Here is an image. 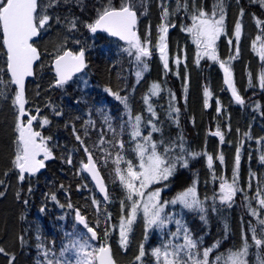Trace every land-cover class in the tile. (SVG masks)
<instances>
[{
  "label": "trees",
  "instance_id": "obj_1",
  "mask_svg": "<svg viewBox=\"0 0 264 264\" xmlns=\"http://www.w3.org/2000/svg\"><path fill=\"white\" fill-rule=\"evenodd\" d=\"M114 2L117 7L121 4V0H114ZM95 8L94 3L89 2L81 9L76 1L72 4L61 3L58 8L55 6L50 8L56 14L50 15L52 19L48 28L41 30L39 38L35 41L40 49L41 58L35 66L33 77L28 79L25 86L27 100L25 108L30 115H38V118H47L50 121L48 125L40 126V130L51 137L49 143L53 158L48 160L45 166L34 175H25L24 181L19 180V171L12 163L17 150V132L15 131L17 109L12 103L15 85H0V181L3 182L0 183V192L3 193L0 196V220L11 228L8 232L5 226H1L3 230H0V240L6 241L11 248L8 252V259L0 253L1 259L4 260L0 264H9L12 257H15L12 264H37V261L44 264L42 249L38 248V245L49 249L54 260L61 259L60 251L75 240L87 238L89 243L94 244L91 250L106 240L105 232L108 230L110 231L108 241L111 243L115 259L120 264H154L156 259L152 255L153 249L161 247L166 241L165 236L157 227L149 228L147 234L140 235L137 232L140 228L138 227L139 222L135 221L126 247V256L119 251L120 236L116 230L119 218L117 217L121 209L126 211L130 201H127L126 190L115 175L113 160L117 151H122L125 159L132 160L134 164H137L139 160L133 151L135 142L130 137L131 129L126 126L125 131L114 138V134L103 122L98 110H103L104 114L112 118L113 127L118 133L121 123L128 120L124 105L107 93L105 88H110L121 96L128 95L134 90L132 114L142 116V134L147 135L151 130L147 121L152 119L153 123L161 129L160 132L152 134L153 139L157 142L164 140L166 144L174 142L176 145L173 150L174 154H183L188 160L187 167L177 164L173 176L167 181L157 183L156 187L162 189L163 201L174 199L189 187L195 186L198 189V198L203 202L205 209L203 213L198 210L185 209L179 203L174 206L176 208L179 206L182 225L189 229L193 239L199 241V251L212 247L219 241V247L214 248L210 253V264L218 255L226 259L229 250L240 247L243 243L241 242L243 238L239 235L241 223L243 237L245 232V236L250 238V233L248 226H243V219L246 215L243 218L238 217L239 224H235V228L230 225L218 197L221 179L217 175L220 174L221 163L217 156L223 155L224 159L227 157L226 148L230 146L229 141L225 138L226 147L219 151L216 148L210 149L211 146L207 139L214 136L213 132L216 129L214 125L217 124H222L220 131L223 135L230 131L236 132L237 125L243 126L240 130L249 129V126L254 128L253 139L256 140V147H252V150L248 145L250 136H239L235 142V146L241 148V179L243 177V186L248 189L247 202L253 203L255 174L257 179L264 181V161L260 159L264 156V128L255 123L254 117L257 114L253 111L249 112L251 110L247 109L248 105L241 107L236 104L227 90L222 88L226 94L224 100L233 118L230 120L223 117L219 122V116L224 115L215 111L213 103H207L205 110L201 107L200 99L199 102L191 103L189 106L188 99L182 93L180 81L171 72L172 76L168 83L175 99L164 90H161L157 96H151L150 89L155 79L152 65L156 60V52L153 51L155 59L150 58V69L144 71L141 80L138 81L135 75L137 66L134 52L132 56H129L124 51L128 45L104 32L92 33L85 26L86 23H91L96 18ZM65 10L69 12V15H65ZM253 10L259 16H264V11L260 7L255 6ZM71 14L72 17L80 16L81 21L76 23L77 27L70 31L69 23L65 20L69 19ZM140 14V26L142 27ZM57 17H59V22H57ZM140 31H143V27ZM151 32L154 33L155 29ZM185 33L176 36L169 35L170 44L178 43L177 47L180 50V45L184 41L182 35ZM60 36L70 37L66 46L72 50H85L87 64L84 72L68 81L63 87L55 86L56 75L52 67V61L58 55L55 53L57 48L55 44ZM73 42L75 43L72 44ZM172 48L175 47L172 46ZM4 51L0 45V69H3L0 71V78L8 81L10 77L6 72ZM199 73L202 74V81L206 83L207 74L203 71V63ZM159 75L160 73L156 74V76ZM245 94L244 99L247 101L249 99ZM145 96H149V103L157 113L158 119L152 118L147 111L148 106L144 103ZM257 100H260L259 97ZM170 106L179 109L178 113H171V118L169 116ZM193 107L195 110L191 114ZM256 108L264 112V103H260ZM37 109L40 110L39 113ZM56 112H60L61 115H56ZM90 120L95 122V126L87 123ZM260 120L264 125V114ZM76 135L81 137L83 144L76 139ZM101 135L106 141L103 145L99 143ZM243 139L245 140L241 142ZM116 140H123V150L116 145ZM181 143L183 152L179 147ZM85 147L91 152L104 177L108 192L107 200L100 196L89 175L83 170L82 165L86 161ZM209 149L213 150L210 153L218 162L216 168H210L205 160L204 154L206 151L209 152ZM109 152L110 156L107 155ZM190 153H199V155L193 157ZM69 158H71V164L67 162ZM120 167L126 168V164L122 162ZM17 193H19V198H17ZM53 195L56 196V200L51 198ZM240 198H243L244 203L238 200L239 208L241 210L243 207V213H246L247 210L244 209L246 200L242 193H240ZM94 199L98 202L97 204L93 203ZM69 204L72 207H68ZM76 209L97 231V240H92L88 231L77 222ZM201 215L205 217V220H201ZM141 244L144 245L146 254L140 261H137L136 256L139 254ZM252 250L253 247L251 252ZM249 258L252 264V255ZM220 264H223V260Z\"/></svg>",
  "mask_w": 264,
  "mask_h": 264
},
{
  "label": "snow or ice",
  "instance_id": "obj_2",
  "mask_svg": "<svg viewBox=\"0 0 264 264\" xmlns=\"http://www.w3.org/2000/svg\"><path fill=\"white\" fill-rule=\"evenodd\" d=\"M255 3L264 8V0H253ZM59 0H48L47 3H42V0H0V45H2L4 55L6 56V72L10 79L4 81L0 78V85H15V92L12 99L13 106L17 109L15 131L17 132L16 145L17 150L15 159L12 161L13 166L19 171V180H25V174L34 175L41 168L45 166V160L53 158L52 151L48 147L47 140L51 137L42 136L40 131H36L33 128V122L38 119V115H30L25 108L27 103L25 96V81L26 78L34 75L33 65L40 59V52L37 47L34 46V38L41 34V30L49 26V22L52 17L48 14V9L53 8ZM179 0L177 2V11L180 9ZM185 11L188 9L187 3L183 5ZM136 5L131 0H123L119 7L113 6L111 0H107L106 4L98 9L97 18L91 22L86 23V27L92 33H96L97 30H103L109 35L118 37L120 40L125 41L128 44V48L124 51L129 56L133 55L135 61L143 65V70L148 69L147 63H144V58L151 56V50L149 48L150 41L145 39L143 42L140 36L137 34V11L135 10ZM217 12L219 15L217 16ZM174 14V13H171ZM170 12L167 6H162L161 19L165 21L159 26V36L156 48L160 53V59L163 62L164 68L167 70L169 67L168 61V45L166 43L167 33L169 27L175 25H169L167 23ZM243 15V9H241V16ZM192 25L187 27L185 30L192 34L193 43L196 44L199 51L197 52V63L199 58L207 56L213 61L218 60L216 55V41L222 34H225V14L222 3L217 4L211 14L206 12L203 8H195L191 15ZM59 22V17H57ZM257 25H264V22L257 20ZM77 27L76 19L69 21V30H73ZM241 23L239 21L235 24L234 35L238 42L241 36ZM260 37H257L259 40ZM229 44L232 40L228 41ZM79 43V41H77ZM256 47L253 42V48ZM259 55L261 60H264V46H261ZM237 55L239 49H236ZM235 57H229L234 59ZM180 63L179 59L176 61ZM87 67L85 61V50L81 49L78 53L72 51H64L62 54L57 55L55 58V72L57 79L55 86L63 87L72 79L76 73L82 72ZM220 67L224 72V83L231 90L232 96L238 104H243L244 100L238 94L237 89L233 81V73L231 68L228 66L226 61H220ZM3 71V69H0ZM137 78L142 76L141 71L135 73ZM260 86L264 88V73H261ZM87 84V81H84ZM105 91L110 95L114 96L116 100L120 101L125 109L127 110L128 120L121 123L120 132L116 131L113 127L112 118L104 114L103 110H98L101 113L103 122L107 125L109 131L114 134V138L123 133L126 126L131 129L130 137L135 142L133 151L135 152L139 163L134 164L132 160H126L122 151H117L113 163L115 165V175L119 179V182L126 190V199L131 201L130 210L127 216H122L119 224V235L120 245L123 248L127 247L129 234L132 232V226L137 219V213L142 209L143 217L145 221V227L151 228L155 226L160 229H164L168 223L173 222V216L165 213V207L167 204L176 205L179 203L183 208L188 210H198L203 213L205 211L203 202L197 197L195 186L187 188L185 191L179 193L171 201H161V189H156L146 193L151 185L162 183L169 180L176 171L177 164H181L183 167L188 166V160L183 154L175 155L173 150L176 146L174 142L166 144L164 140L159 142L153 139V133L160 132L161 129L153 123L152 119L147 121L150 126V131L147 135L142 134V116H133L131 109L128 105V97H122L118 92H113L110 88H105ZM161 92V86L159 83H153L151 85L150 94L151 96H157ZM211 93L205 89L204 96L207 98ZM173 99L175 96L173 94ZM144 103L148 106L147 111L151 117L158 119L157 113L154 111L152 105L149 103V96L144 97ZM205 106L207 107V99H205ZM39 113V109L36 110ZM219 111V109H218ZM172 112H179L178 108L170 106L169 116L171 118ZM56 115H61L60 112H56ZM25 117L27 120L25 121ZM178 120V117H177ZM50 121L47 118H43L41 126L48 125ZM87 123L95 126L94 121H88ZM75 131V129H74ZM87 134V133H85ZM213 135L218 136L223 142L224 136L221 131L217 130ZM76 139L83 144V140L79 135H76ZM182 140V137H181ZM101 145L106 143L101 135L99 141ZM111 143V142H109ZM120 150L124 149L123 140H116ZM183 152V144L179 145ZM163 149L162 151L160 149ZM103 150V149H102ZM84 151L88 153L87 162L83 163V170L88 172L92 179L96 182V186L101 193L104 194V199H108V192L104 183L103 178L97 167L96 161L93 159L91 152L85 147ZM43 156V159L38 157ZM108 156L111 155L109 152ZM191 156L195 157L199 153H190ZM207 155V153H205ZM221 163H223V155L218 157ZM261 161H264V156L260 157ZM71 164V158L67 161ZM126 164V168H121V163ZM207 163L211 168L213 163V157L207 155ZM240 163V150L237 149L235 157V169L233 173L232 182L222 181L220 184L219 199L222 203H227L231 206V202L238 191L242 189L238 188V169ZM0 183H3L0 181ZM31 191V189H29ZM260 191H257V196H260ZM3 193L0 192V196ZM134 197L136 199H134ZM146 197V199H145ZM19 198V193H17ZM56 200V196L51 197ZM247 198V197H246ZM27 203V201H25ZM94 204L98 202L94 199ZM122 206L124 202H121ZM261 207H264V198L259 200ZM68 207H72L71 204ZM43 212L44 209L42 208ZM251 215L258 216L259 213L256 209H250ZM201 220H205V217L201 215ZM76 220L83 224L87 229L88 233L91 234V239H97V232L89 227L85 222V218L76 212ZM175 224L177 230L171 235L175 238H179L181 232H183L182 244H173L171 240L164 243L161 247H156L152 251V255L156 258L157 264H210L209 256L213 252L214 248L219 247V241L216 242L212 247L204 248L202 252L199 251V241L193 239L189 229L181 224V221L176 219ZM258 223L262 226L261 234L264 236V219H259ZM227 230V225L225 226ZM252 241L254 245L259 249L264 247V238H258L256 235V228L253 227ZM107 236L108 233L105 232ZM23 239V238H21ZM38 248L42 249V255L44 257V264H115L111 256V249L107 245H101L99 248L90 249L88 239L76 240L69 246H64L60 251L59 256L64 258L66 253L74 252V262L71 258L65 259H53L50 254V250L43 248L42 245H38ZM251 245H249L247 238H244L242 247L239 250H229V254L226 259L218 255L215 261L211 264H220L223 260V264H248V252ZM0 253L7 255L5 249L0 247ZM144 245H140L139 254L136 256V260L140 261L145 256ZM15 257L9 261H12ZM259 264H264V258L258 257ZM37 264H41L37 261Z\"/></svg>",
  "mask_w": 264,
  "mask_h": 264
},
{
  "label": "rangeland",
  "instance_id": "obj_3",
  "mask_svg": "<svg viewBox=\"0 0 264 264\" xmlns=\"http://www.w3.org/2000/svg\"><path fill=\"white\" fill-rule=\"evenodd\" d=\"M75 1L77 2L78 6L81 7V9H83L89 2L94 3V5L96 7L95 8V12H96L95 17L96 18L98 15L97 10L101 9L107 2V0H59V3H57L55 5V7L58 8V6L61 3L72 4ZM47 2H48V0H42V3H47ZM122 2H123V0H121V3ZM131 2H133L136 5L135 9H137L138 12L141 13L140 15L142 16V24H143L142 25V27H143L142 42L145 39L150 41V44L148 46H149L152 54L149 58H144V63H147L148 69H150V67H151L150 58L155 59V56L153 55V51H155L157 54L156 60L153 62V65H152V69H153L152 72H154V77H155V79L153 80V83H159L161 86V90H164L165 92H167V94L170 97L173 96L172 95V89L168 83L170 81V78L172 76L171 73H172L180 81L182 93L185 96H188L189 105H191V103L194 104L195 102H199V99H200V101H202L201 107L203 110H205V107H206L205 106L206 97L204 96V91H205V89H207L211 93V95L207 98V101L213 100L212 103L214 104V108H216L215 111L224 115V116H219V122L221 121V118H223V117H227L228 119L232 120L233 115H232V113L229 112V107L224 100V97L226 96V94L224 92H222L223 91V89H222L223 80H222L221 73H220L221 70L218 66V60L213 61V60L209 59L207 56H202L199 58V63H197V52L199 51V49L197 48L196 44L193 43L192 34L188 33L185 29L187 27H191V25L193 23L191 20V15H192V12L194 10V7L195 8H203L206 12L211 14L212 11L215 9L216 5L222 3L223 8H224V14H225V34H222L219 37V39L216 41V45H215L216 55L222 61H226L228 63V66L231 68L232 73H233V81H234V85H235L237 91L239 93H241L242 95H244L246 93L245 95H247V97L249 99L247 101L245 100V102L242 105L241 104L240 105L242 107H244V105H248L247 109L251 110L249 112L253 111L255 114H257V116L254 117L255 123L264 128V125L261 123V120H260V117L263 116L264 112L262 111V109H261V111H262L261 112L259 108H256L260 105V103H264V100H263L264 99V88L259 87L260 86L259 71L261 69L262 73H264V60L262 61V63L259 62V52H258V48H259L261 41L263 42V46H264V25H260V26L257 25V20L264 22V16H259V14H257L256 11L254 12V10H253V7L258 6V7H260V9H262L264 11V8H262L259 5V3H255V2H253V0H179V4L181 7H180L179 11H177L176 9H177L178 0H131ZM111 3L113 6L117 7L114 0H111ZM185 3H187V5H188L187 11H185V9L183 7V5ZM162 6H167V8L170 12L167 23L169 25H175L174 27H171V26L169 27V31L167 33V38H169V35H171V36L175 35L176 36L177 34H182L183 32H186L185 34L182 35V38L184 41L180 45V47H181L180 50H178L179 47H177L178 43L171 45L168 42L169 40L167 41V38H166V43L168 45V61H169V67L167 70L164 68L163 62L160 59V53H159L158 49L156 48V45L158 43V36H159V26L162 23H165V21H163L161 19ZM241 9H243V15L242 16H241ZM60 12H61V10H60ZM52 13L56 14L55 11H51L50 9H48V14L52 15ZM64 13H65V15H67V14L69 15V12L66 10ZM171 13H174V14H171ZM179 13H181V15ZM61 15H62V12H61ZM218 15H219V13L217 12V16ZM74 18L76 19V23L81 21L80 16H77V17L73 16L72 17V14H71L69 16V19L65 20V22L69 23V21H71ZM61 21H63V18H61ZM237 21H239L241 23V26H242L241 36H240V39L238 42L236 41L235 35H234L235 24ZM142 27L139 26V29L141 30ZM46 28H48V26ZM152 29H155L154 33L151 32ZM257 37H260V39L257 40ZM69 39H70V37L60 36L59 40L55 44V47H57L55 49V53L59 54L60 52H62L66 48H69L68 46H66V42H68ZM229 40H232L231 44H229V42H228ZM253 42H255V44H256L255 48H253ZM74 43L75 42H73L72 44H74ZM126 45H128V44H126ZM220 45H223V47L220 48L219 47ZM172 46H174L175 48H172ZM237 47L239 49L238 55L236 52ZM133 52H134V50H133ZM229 57H235V58L230 60ZM134 59H135V56H134ZM177 59H179V61H180L179 64L176 63ZM202 63H203V71L205 72V74H207V79H206L207 82L206 83L202 81V79H203L202 74L199 73V69H200V66L202 65ZM136 66H137V71H141L142 74L145 73L144 72L145 70H143L142 64L136 62ZM157 73H160L161 76L160 75L156 76ZM165 75H166V78H165ZM139 80H141V77L138 78V81ZM220 86H221V89H220ZM218 89L220 92L218 91ZM193 91H194V94H193ZM133 94H134V90H132L130 94L125 95L126 97H128V105H129L132 113H133V108H134V100L132 99ZM122 97H124V96H122ZM258 97L260 100H257ZM261 100H263V102ZM218 109H219V111H218ZM190 110H192V109L190 108ZM194 110H195V107H193V110L190 113L192 114ZM240 111H241V109H240ZM24 119L26 121L27 117H25ZM42 120L43 119L38 118V120L36 122H33V124L35 123V126H33V127H35L34 130L40 131L42 136H44V137H50L49 134H43V132L40 130ZM216 122H217V120H216ZM236 125H237V123H236ZM214 126L216 127V129L214 130L213 133H215L217 130L220 131L222 124H220V125L217 124ZM237 126L238 127H236V130H237L236 132L233 133L230 131V132H227L225 135H223L224 136L223 142H221L220 138L218 136H215V135L213 137H211V139H207V140L209 141V145L211 146L210 149L216 148V150H219V151L221 149H224V147H226L225 146L226 144L224 143L225 138L227 141H229L230 146L226 148L228 155L223 160V163H221V161L219 160V158H218L219 155L217 156L218 160L221 163V166L219 167L220 174H218L217 176H219V178L221 179V182L222 181H227L229 183L232 182L234 169L236 167L235 166V157L237 154V149L239 148V150H240V163H239V169H238V184H237V186H238V188L242 189V191H244V192L238 191L236 193L235 197L233 198V201L231 202V206H229L227 203L221 202V204L223 205V207L225 209V213H226V216L228 217V221H229L230 225L233 226L234 228H235V224L236 225L239 224L238 217L243 218V216L246 215V217H244V219H243L244 220L243 226H245V225L248 226L250 238L248 236H245V232H244V237H243L242 223H241L239 235L241 238H243L241 242H244V238L246 237L249 245H251V247L249 248L248 257H247L248 264H250V258L249 257L251 255L253 257L252 264H259L258 257L264 258V247H261L258 249L254 245V242L252 241L251 229L253 227L256 228V235L258 238L264 237L261 234L262 226L258 223L259 219H264V207H261L259 204V200L261 198H264V181L257 179V176L255 174L254 180H253V182H254V187H253L254 198H253V200L254 201H253V203H248L247 202V200L249 199V197L247 196L248 195L247 194L248 189L246 187L244 188V186H243V180H244L243 177L241 179V175H242L241 148L239 146H235V142H236V140L239 139V136L240 137H245L246 135L250 136V138L248 139V145H249L250 149L252 150V147H256V140L253 139L254 128H252V126H249V129H245V130H243V129L240 130V128L243 127L242 125L241 126L237 125ZM190 133H192V131ZM50 140L51 139L47 140V144H48L49 148H50V143H49ZM244 140L245 139L241 140V142ZM210 149L208 150L209 152L206 151V153H207V155L212 156L211 153L213 150H210ZM50 150H51V148H50ZM210 151H211V153H210ZM207 155L204 154L206 162H207ZM212 157H213L212 167L216 168L218 162H216V160H214V156H212ZM42 159H43V157H42ZM50 159H48V160H50ZM48 160H45L44 163H47ZM138 163H139V161H138ZM138 163L136 165H138ZM156 189H160V188L156 187V184H153L148 189H146L145 191L147 193V192H150V191H153ZM258 190L261 193L260 196H257ZM218 191L220 192V186L218 188ZM196 192H197V197H198L199 192H198L197 188H196ZM240 193L243 194V197L246 200V205L244 204V209L247 210L246 213H243V210H242L243 207L241 208V210L239 208V201L238 200L243 202V198H240ZM220 195H221V193L219 194V196ZM162 198H163V191L161 189V201L163 202ZM134 199H136V198L134 197ZM145 199H146V197H145ZM168 201H171V200H168ZM130 205H131V201L127 204L126 211H123L121 209L119 216L117 217V218H119V220L116 223V230H117L118 234H119L120 219L122 216H125V217L127 216L128 212L130 210ZM250 209H256L258 211L259 215L258 216L251 215ZM165 213L173 216V222L168 223L164 229L159 228V230L162 232V234L166 238L165 243L167 241L171 240L173 242V244H182L184 242L183 232H181L179 238H175L171 235V233H175L177 230V225L175 224L174 221L176 219L180 220L179 206H177V208H176L174 205L169 203L165 207ZM235 219H237V220H235ZM136 221L139 222L138 227H140V228H138L137 232L140 233V235L147 234L149 228L145 227V221H144L142 209L140 211H138ZM5 224H3V221L0 220V230H3V229H1V226H3V227L5 226L6 230H8V232L11 231L10 226H8V224H6V225ZM181 224H182V222H181ZM152 227H155V226H152ZM132 228H133V226H132ZM107 233H108V235H107L105 242L108 241V236L110 234V231L108 230ZM130 234H129L128 241L131 237ZM7 237H8V234H7ZM119 244H120V241H119ZM242 244L240 247H237V248L233 249L232 251L239 250L242 247ZM89 245L91 248L94 244L92 245L91 243H89ZM99 246H100V244L96 245L97 248H99ZM0 247H3L5 249V252L7 253V255H5V254H3V255H4L5 259H8V252H9V249L11 248V246L6 244V241L0 240ZM252 247H253V250L251 252ZM119 251L121 253H123L124 256H126V252H127L126 248H123L120 245ZM202 251H200V252H202ZM1 258H2V256H0V262L2 263V262H4V260ZM65 258H71L74 262V259H75L74 252L66 253V256L64 258H61V259H65ZM154 264H157L156 260L154 261Z\"/></svg>",
  "mask_w": 264,
  "mask_h": 264
},
{
  "label": "water",
  "instance_id": "obj_4",
  "mask_svg": "<svg viewBox=\"0 0 264 264\" xmlns=\"http://www.w3.org/2000/svg\"><path fill=\"white\" fill-rule=\"evenodd\" d=\"M137 26H136V31H137V34L140 36V38H141V34H140V31H139V29H138V23H139V16H138V13H137ZM97 32H105V31H103V30H97ZM107 33V32H106ZM108 34V33H107ZM109 35V34H108ZM40 36V35H39ZM38 36V37H39ZM111 36V35H110ZM38 37H35L34 38V46L35 47H37V49H38V51L40 52V50H39V48H38V46L35 44V40H37V38ZM112 37H114V36H112ZM116 38H118V37H116ZM119 39V38H118ZM120 40V39H119ZM122 41V40H121ZM122 42H124V43H126L125 41H122ZM64 51H72L71 49H69V48H66L65 50H63L60 54H62ZM73 52V51H72ZM79 52V51H78ZM77 52V53H78ZM59 54V55H60ZM259 57H260V55H259ZM40 58H41V53H40ZM56 58V57H55ZM55 58L53 59V61H52V67H53V70H54V72H55ZM40 60V59H39ZM38 60V61H39ZM260 60H261V58H260ZM38 61H36L35 63H34V65H33V71L35 70V66H36V64H37V62ZM85 61H86V57H85ZM85 70V69H84ZM83 70V71H84ZM82 71V72H83ZM222 72H223V69H222ZM81 73V72H80ZM55 74H56V72H55ZM77 74H79V73H76L75 75H77ZM74 75V76H75ZM261 75V74H260ZM73 76V77H74ZM31 77H33V76H31ZM31 77H28V78H26V81H25V86H26V83H27V81H28V79L29 78H31ZM57 77V76H56ZM72 77V78H73ZM223 81H224V72H223ZM226 85V84H225ZM226 87H227V85H226ZM228 88V87H227ZM228 90L230 91V93H231V95H232V92H231V90L228 88ZM239 94V93H238ZM240 95V94H239ZM241 96V95H240ZM233 97V96H232ZM242 97V96H241ZM234 99V98H233ZM243 99V98H242ZM235 100V99H234ZM88 155V153L86 154V156ZM98 167V166H97ZM98 170H99V172H100V169H99V167H98ZM87 174L90 176V178H91V180H92V182L94 183V185H95V187H96V189H97V191L100 193V195H102L103 196V198H104V194L103 193H101L100 191H99V189L97 188V186H96V182L92 179V177H91V175L87 172ZM100 175H101V177L103 178V175H102V173L100 172ZM103 180H104V178H103ZM104 183H105V181H104ZM106 186V185H105ZM77 211H79V210H76V212ZM83 216V215H82ZM84 217V216H83ZM85 218V217H84ZM85 222L87 223V221H86V218H85ZM79 223V222H78ZM80 224V223H79ZM83 227H84V225L83 224H81ZM94 229V228H93ZM97 237H98V234H97ZM102 245H107V246H109L110 247V249H111V256H112V258H113V260L115 261V264H119L117 261H116V259L114 258V256H113V252H112V248H111V246H110V244L109 243H106V244H102Z\"/></svg>",
  "mask_w": 264,
  "mask_h": 264
},
{
  "label": "flooded vegetation",
  "instance_id": "obj_5",
  "mask_svg": "<svg viewBox=\"0 0 264 264\" xmlns=\"http://www.w3.org/2000/svg\"><path fill=\"white\" fill-rule=\"evenodd\" d=\"M261 46H263V42H262V41L260 42V47H261ZM219 47L222 48L223 45H220ZM260 47H259V49H260ZM259 74H261V69H260V71H259ZM40 159H42V155L40 156ZM25 175H28V174L26 173Z\"/></svg>",
  "mask_w": 264,
  "mask_h": 264
},
{
  "label": "bare ground",
  "instance_id": "obj_6",
  "mask_svg": "<svg viewBox=\"0 0 264 264\" xmlns=\"http://www.w3.org/2000/svg\"><path fill=\"white\" fill-rule=\"evenodd\" d=\"M37 121V120H36ZM36 121H34V122H36ZM34 125H35V123H34ZM97 190V189H96ZM98 192V191H97ZM99 193V192H98ZM100 194V193H99ZM102 198H103V196L102 195H100ZM104 199V198H103Z\"/></svg>",
  "mask_w": 264,
  "mask_h": 264
}]
</instances>
